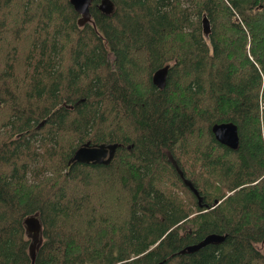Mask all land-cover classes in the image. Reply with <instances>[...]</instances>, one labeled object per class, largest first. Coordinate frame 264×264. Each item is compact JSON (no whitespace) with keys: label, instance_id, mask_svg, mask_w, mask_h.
<instances>
[{"label":"trees","instance_id":"obj_1","mask_svg":"<svg viewBox=\"0 0 264 264\" xmlns=\"http://www.w3.org/2000/svg\"><path fill=\"white\" fill-rule=\"evenodd\" d=\"M100 2L0 0V264H264V0Z\"/></svg>","mask_w":264,"mask_h":264},{"label":"water","instance_id":"obj_2","mask_svg":"<svg viewBox=\"0 0 264 264\" xmlns=\"http://www.w3.org/2000/svg\"><path fill=\"white\" fill-rule=\"evenodd\" d=\"M93 0H70V3L73 5L75 11L79 14L78 23L84 25L87 22H92V12L90 6ZM99 9L104 13L110 14L115 9V4L113 0H101L98 5ZM203 31L205 34H209L211 30L210 20L205 15L202 18ZM169 70V64L164 65L163 67L158 68L152 75L153 83L159 88H164L166 85L167 74ZM212 132L214 133L217 140L221 143L237 149L240 143V135L238 125L234 121H224L217 122L212 126ZM120 144L117 142H103L99 144H92L89 140L82 143L74 152L71 160L79 162H93V163H109L114 157L116 150ZM105 158V159H104ZM182 174V173H181ZM185 183L191 187V189L198 195V190L194 187L193 183L190 180L184 178ZM200 201V196L198 195ZM218 199H215L213 205L218 203ZM207 208L211 206L206 205ZM25 224L27 231L39 234L42 229V223L37 215L28 216L25 219ZM226 234L219 233H209L199 242L189 244L184 246L180 253L185 252H194L206 244L209 243H219L224 240ZM35 244L31 246V256L32 260L35 259Z\"/></svg>","mask_w":264,"mask_h":264},{"label":"flooded vegetation","instance_id":"obj_3","mask_svg":"<svg viewBox=\"0 0 264 264\" xmlns=\"http://www.w3.org/2000/svg\"><path fill=\"white\" fill-rule=\"evenodd\" d=\"M104 159H105V158H104ZM29 233H31V232L28 231V234H29ZM31 234L33 235V237H34V239H35V240H34L35 242H34V243H31V245H32V244H36V245H35V248H36L37 244H38V243L41 241V239H42V229H41V231H40L39 234H36V233H33V232H32Z\"/></svg>","mask_w":264,"mask_h":264},{"label":"rangeland","instance_id":"obj_4","mask_svg":"<svg viewBox=\"0 0 264 264\" xmlns=\"http://www.w3.org/2000/svg\"><path fill=\"white\" fill-rule=\"evenodd\" d=\"M28 177L30 178V175H28ZM26 236L31 240V243H34L35 242L34 241L35 239H34L33 235L31 233L28 234V231H26ZM32 246H33V244H32Z\"/></svg>","mask_w":264,"mask_h":264},{"label":"bare ground","instance_id":"obj_5","mask_svg":"<svg viewBox=\"0 0 264 264\" xmlns=\"http://www.w3.org/2000/svg\"><path fill=\"white\" fill-rule=\"evenodd\" d=\"M90 142H91V140H89ZM92 143V142H91ZM96 144H99V143H96ZM70 161H72V160H70ZM183 175V174H182ZM186 179V178H185ZM32 215H37L38 216V214L37 213H35V214H32ZM32 215H29V216H32ZM39 217V216H38ZM27 218V217H26ZM25 218V219H26ZM39 219H40V217H39ZM40 221H41V219H40ZM42 223V222H41ZM26 225V224H25ZM26 230H27V227H26ZM220 234V233H219Z\"/></svg>","mask_w":264,"mask_h":264}]
</instances>
